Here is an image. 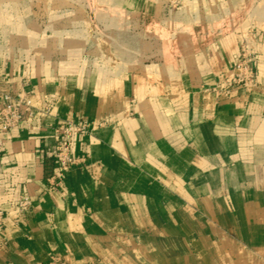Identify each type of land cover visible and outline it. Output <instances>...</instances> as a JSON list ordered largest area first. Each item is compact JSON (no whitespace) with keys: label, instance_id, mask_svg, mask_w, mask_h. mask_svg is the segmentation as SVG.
I'll list each match as a JSON object with an SVG mask.
<instances>
[{"label":"crops","instance_id":"obj_1","mask_svg":"<svg viewBox=\"0 0 264 264\" xmlns=\"http://www.w3.org/2000/svg\"><path fill=\"white\" fill-rule=\"evenodd\" d=\"M87 1L101 46L40 38L26 60V26L1 20L26 0H0V91L35 109L0 124V264H264V0ZM243 47L257 85L218 94ZM79 119L63 168L44 150Z\"/></svg>","mask_w":264,"mask_h":264},{"label":"rangeland","instance_id":"obj_2","mask_svg":"<svg viewBox=\"0 0 264 264\" xmlns=\"http://www.w3.org/2000/svg\"><path fill=\"white\" fill-rule=\"evenodd\" d=\"M19 4L23 5V3L14 2L11 3V6L17 7ZM93 6L94 3H89L87 0H78L73 3L26 0L24 3L26 10L25 18H1V20L4 22L8 20L11 25L15 26L22 24L26 26V60H32L38 56L39 50L35 47H38L40 38L44 41H49V39L53 40L57 36H59V39L65 41L68 46H82L83 49L77 52L85 54L88 52L85 49L87 46H101L100 43H102L103 39L107 38L101 30L103 25L102 19L86 16L87 12L93 9ZM71 10L76 11L79 17L70 18L69 13ZM58 13H61L62 16L54 17V15ZM131 25L135 27L133 21H131ZM64 30H68V32ZM149 36L150 35L144 34L143 39L149 41ZM123 38L127 43H132L135 40V33L133 31L126 33L123 35ZM47 46V49L42 50V53L52 54L57 52L58 54H62L64 52H69L50 49L49 47H52L51 43H48ZM98 52L102 53L103 49H100Z\"/></svg>","mask_w":264,"mask_h":264},{"label":"built area","instance_id":"obj_3","mask_svg":"<svg viewBox=\"0 0 264 264\" xmlns=\"http://www.w3.org/2000/svg\"><path fill=\"white\" fill-rule=\"evenodd\" d=\"M256 61V54L243 47L230 77L218 82L213 88L215 92L220 95L229 96L235 89L256 86L258 82ZM33 93L31 89L24 93L0 91V124L4 128L10 129L16 127L24 119L34 116L35 109L31 102ZM45 109L47 111L51 109L49 102L46 103ZM91 124L92 122L87 119L60 122L55 127L59 142L45 149V155L55 159L63 168L76 163L78 159L72 154L73 137L77 133L81 136L88 135L91 130ZM101 124L102 122L99 123V125ZM29 206L30 200L26 196L19 198V211L25 212ZM5 218V212L0 209V229L5 224ZM55 261L56 258L52 257L50 264H55ZM6 264L13 263L7 262Z\"/></svg>","mask_w":264,"mask_h":264}]
</instances>
